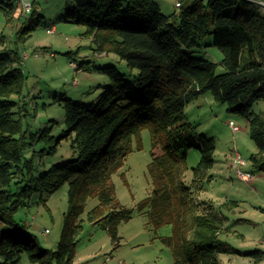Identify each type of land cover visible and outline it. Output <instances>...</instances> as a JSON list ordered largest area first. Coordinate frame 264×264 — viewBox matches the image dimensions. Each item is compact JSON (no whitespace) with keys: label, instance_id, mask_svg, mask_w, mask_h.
<instances>
[{"label":"trees","instance_id":"16d2710c","mask_svg":"<svg viewBox=\"0 0 264 264\" xmlns=\"http://www.w3.org/2000/svg\"><path fill=\"white\" fill-rule=\"evenodd\" d=\"M179 4V13L167 17L154 0L67 1L65 20L85 27L96 44L95 52L116 54L131 70H138V77L129 81L110 66L106 73L111 83L96 104L67 100L64 136L55 139L46 130L32 139L52 143V153L62 139L74 136L77 159L36 177L32 161L24 159L30 145L27 131L15 118L19 101L13 98L22 96L26 79L18 65L20 55L14 51L13 59L0 53V256L5 259L0 264H20L23 254L35 264H73L81 218L93 198L99 204L88 213L89 221L103 222L111 242L119 247L120 227L130 222L133 211L117 200L112 177L132 152L134 138L141 148L144 129L151 133L149 173L154 189L137 208L148 215L155 231L171 227L172 235L163 237L162 243L170 249L173 264H223L219 255L233 253L219 239L224 218L201 212L202 203L194 198L215 165L216 144L191 129L185 109L210 92L216 102L244 116L258 149L251 160L255 170L264 173V114L253 113L256 103H264V13L248 0H181ZM13 11L6 13L12 17ZM34 12L23 20L18 44L39 24ZM209 35L223 53L224 74H217L218 63L192 57ZM193 149L200 152L201 160L187 186L182 175ZM25 182L29 184L19 190ZM66 183L68 210L58 250L52 251L40 247L15 215L34 194L53 195ZM251 256L255 264L264 260L260 250Z\"/></svg>","mask_w":264,"mask_h":264},{"label":"rangeland","instance_id":"374dc122","mask_svg":"<svg viewBox=\"0 0 264 264\" xmlns=\"http://www.w3.org/2000/svg\"><path fill=\"white\" fill-rule=\"evenodd\" d=\"M67 1L35 0L33 12L39 24L25 42L18 44L17 33L25 17L18 8L17 0H0V53H9L13 59L16 58L12 54L14 51L19 55H28V59L19 65L26 78L23 94L13 99L19 101L15 118L21 119L30 144L24 159L32 161L35 177L54 166H64L77 159L74 136L62 139L52 153V143L32 139L33 135H40L46 130H50L55 139L64 136L67 100L83 106L96 104L111 83L106 73L110 66H114L129 81L138 77V70H131L127 62L116 54L97 55L96 44L86 35V28L65 20ZM154 1L167 17L179 13L178 3L181 0ZM12 8L11 17L6 12ZM53 26L56 32L49 35L47 29ZM200 46L192 57H203L218 63L217 74H224L225 69L220 64L223 53L213 46L212 36L205 37ZM185 113L191 129L198 135L213 139L216 144L215 165L203 179L204 188L194 195L203 203L201 212L215 210L214 213L225 218L219 239L233 253L221 254L219 258L223 264H255L251 254L256 250L264 251V173L257 172L251 160L258 149L249 134L248 120L231 112L226 104L216 102L210 92L190 102ZM253 113L264 114V103H256ZM230 124L240 130L234 133ZM139 139L141 148L134 138L132 152L124 166L112 177L117 200L133 211L130 222L120 227L119 247L115 248L111 242L103 222L94 224L89 221L88 213L99 204L97 198L90 199L81 218L82 228L76 238L73 264H173L170 249L162 243L163 237L172 235L171 227L164 226L155 231L149 224L148 215L137 208L141 201L152 195L154 189L149 173L153 160L150 130H142ZM237 154L246 160V165L235 163ZM200 160L198 150L189 151L187 170L182 175L187 186L193 183V170ZM238 169L250 173L251 180L242 181L237 174ZM28 184H21L19 190ZM12 189L17 191L14 185ZM68 192L69 184L66 183L53 195L34 194L15 215V221L26 226L28 233L37 238L42 248L58 250L64 215L68 210ZM225 203L229 205L224 206ZM202 205L205 207L202 208ZM4 260L0 256V263ZM20 264L35 263L23 254Z\"/></svg>","mask_w":264,"mask_h":264},{"label":"built area","instance_id":"2783aa9c","mask_svg":"<svg viewBox=\"0 0 264 264\" xmlns=\"http://www.w3.org/2000/svg\"><path fill=\"white\" fill-rule=\"evenodd\" d=\"M17 2H18V8L20 9L22 16L27 18L33 12L35 0H17ZM255 4H257L264 13V1L257 2ZM179 6H180V4L178 3V7ZM55 32H56V29L54 26L47 29V33L49 35L54 34ZM97 55L98 56H105V53H100ZM27 59H28V55L26 53H24V54L22 53L20 55V62L18 63V65L23 64ZM72 66L74 68H76L77 70H79L74 63H72ZM230 127L232 128L234 133H236L240 130V128L238 126H235L234 124H230ZM235 163L238 166H244V165H246V160H244L240 154H237V156L235 158ZM237 174L242 181L249 182L251 180V174L250 173L242 172V171H240V169H238Z\"/></svg>","mask_w":264,"mask_h":264},{"label":"crops","instance_id":"0c3cea01","mask_svg":"<svg viewBox=\"0 0 264 264\" xmlns=\"http://www.w3.org/2000/svg\"><path fill=\"white\" fill-rule=\"evenodd\" d=\"M248 1H251V2H253V3H257V2H261L262 0H248ZM233 164V163H232ZM231 168H233V166H231ZM245 182V181H244ZM194 198H195V200L197 201H199V199H198V197H197V195H194ZM199 203L201 204V201H199ZM203 204V203H202ZM203 207H205L204 205H202V208ZM213 208H215V207H213ZM213 212H215V210H212ZM224 220H225V218H224ZM260 251H262L263 253H264V251L263 250H260ZM220 259V258H219ZM221 261V260H220ZM262 262H264V260L262 261ZM261 262V263H262ZM260 263V264H261Z\"/></svg>","mask_w":264,"mask_h":264}]
</instances>
